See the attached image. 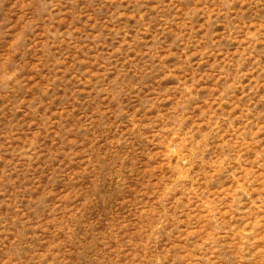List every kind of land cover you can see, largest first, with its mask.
<instances>
[{
    "label": "rangeland",
    "instance_id": "1",
    "mask_svg": "<svg viewBox=\"0 0 264 264\" xmlns=\"http://www.w3.org/2000/svg\"><path fill=\"white\" fill-rule=\"evenodd\" d=\"M0 264H264V0H0Z\"/></svg>",
    "mask_w": 264,
    "mask_h": 264
}]
</instances>
